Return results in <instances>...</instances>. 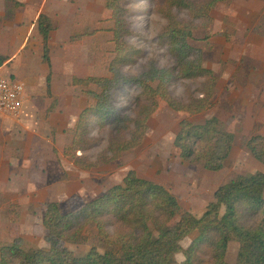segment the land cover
Instances as JSON below:
<instances>
[{
	"label": "trees",
	"instance_id": "obj_1",
	"mask_svg": "<svg viewBox=\"0 0 264 264\" xmlns=\"http://www.w3.org/2000/svg\"><path fill=\"white\" fill-rule=\"evenodd\" d=\"M123 1L105 0L104 4L110 15L103 21L110 23L106 29L114 45L110 76L71 79V84L91 101L70 130L72 137L62 150L63 157L81 171L119 162L142 144L147 123L162 102L186 115L173 141L180 159L199 164L206 171L219 172L230 155L234 135L217 118L199 123L190 120L214 107L217 76L204 68L201 51L189 41L195 40L194 32L211 26L212 10L226 0H149L167 20L161 38L167 39L168 53L175 65L160 69L151 61L135 76L122 71L137 54L126 42L130 30ZM174 9L185 10L190 19L178 20ZM53 29L51 20L40 15L36 31L42 40V60L48 65V40ZM95 32L84 31L77 38ZM4 61L0 55V65ZM176 78L201 81L186 102L175 99L168 91V84ZM49 83L48 75V93ZM130 85L140 90L132 117L121 114L115 104V94ZM94 127L107 130L109 135L105 149L92 158L84 150L91 143ZM244 147L264 166V137L252 136ZM213 198L202 216L196 218L181 211L170 191L129 171L120 183L74 210L64 211L57 202L43 203V240L48 249L33 247L24 238L16 237L0 244V264H230L226 253L232 241L238 244L232 264H264V172L237 176L220 186ZM193 233L196 238L182 250L180 241ZM65 244L88 245L90 250L76 256ZM180 252L184 261L179 263L175 256Z\"/></svg>",
	"mask_w": 264,
	"mask_h": 264
},
{
	"label": "rangeland",
	"instance_id": "obj_2",
	"mask_svg": "<svg viewBox=\"0 0 264 264\" xmlns=\"http://www.w3.org/2000/svg\"><path fill=\"white\" fill-rule=\"evenodd\" d=\"M98 1L99 19L109 17V12L102 8V0ZM122 6L126 11L125 22L130 30L126 42L137 50L133 60L122 67V71L127 76L138 75L151 61L160 69L173 67L175 62L168 53L169 43L167 39L161 38L167 20L156 10V5L149 0H124ZM0 12H3L2 8ZM173 14L180 21L190 19L185 10L174 9ZM211 17V26L207 30L194 32L195 40L189 41V44L201 51L204 68L217 76L213 100L215 105L212 110L190 120L199 123L217 118L233 133V147L222 170L209 172L199 164L186 163L180 159L173 141L180 130V122L186 115L176 113L160 102L147 123L148 130L142 144L126 153L119 162L87 171L84 174V193L69 201L58 202L64 211L79 208L81 203L120 183L129 171H133L137 177L170 191L178 200L183 213L199 218L214 200V193L220 186L239 175L264 172V166L244 147L245 141L250 137H264V0H226L212 10ZM85 18L84 16L81 20L82 25ZM8 21L0 14V29L3 28L8 35L18 38V43L23 35H27L28 39L16 52L6 70L10 69L8 72L12 73V80L24 84L23 104L25 97L28 100H39L40 110L43 111L46 109L43 106L45 100L56 98L45 91L40 39L33 27L17 25L13 18ZM109 26V22L100 21L99 33L94 39L83 40L74 45L58 41L60 37L52 35L50 56L54 73L51 72V75L56 76L60 84H65L68 76L109 77L108 67L114 57L111 51L114 48L111 34L106 29ZM14 46L7 47L5 54L11 55ZM5 77L9 79L8 75ZM200 82L176 78L167 88L175 99L186 102L190 93H196ZM91 88L96 90L95 86ZM139 95L140 90L133 85L115 94V104L121 114L133 116L136 97ZM85 96L83 95L90 102L91 98ZM39 118L45 119V112ZM70 130L65 132L66 145L72 137ZM108 135L107 130L98 131L94 127L89 137L91 143L84 154L92 158L98 155L105 149ZM2 205L3 208H8V204ZM17 210L18 214L10 211L11 215L4 209L0 210V244L10 242L15 236H22L29 245L47 250L48 245L43 240L46 232L40 223L38 204H31L27 210L18 206ZM16 215L18 224L11 226ZM196 236L193 233L180 241L181 249H187ZM64 246L76 256H84L90 250L88 245ZM237 248L236 242L229 243L226 253L228 263L235 261ZM175 258L179 263L184 261L182 252L176 254Z\"/></svg>",
	"mask_w": 264,
	"mask_h": 264
},
{
	"label": "crops",
	"instance_id": "obj_3",
	"mask_svg": "<svg viewBox=\"0 0 264 264\" xmlns=\"http://www.w3.org/2000/svg\"><path fill=\"white\" fill-rule=\"evenodd\" d=\"M98 2V0H0V8L3 9L0 14L7 21L13 18L17 25L34 28V33L40 39L42 59V40L36 31L39 16L45 15L53 24L54 29L50 32L48 40L49 47L52 43L51 36L54 34L60 37L58 41H65L72 45L79 44L83 40L94 39L99 33L100 21L108 18L99 19ZM15 4L18 5L15 6ZM104 4L105 0H102V8L107 11ZM84 16L86 18L82 25L81 20ZM93 30L96 31L94 34L77 38L84 31ZM8 34L3 28L0 29V55L5 57V61L0 65V73L4 77L8 75L11 79L12 73L8 72L9 68L8 71L6 70L7 65L22 48L28 36L23 35L18 43V38ZM111 43L113 44L112 41ZM13 46L11 55L5 54L7 47ZM41 66L46 94H52L56 98V100L53 98L45 100L43 104L46 106L43 110L45 119L39 118L44 113L40 110V101L28 100L26 97L18 117L11 118L0 114V210L4 209L10 215V211L18 214V206L27 210L31 204H38L42 225L43 203L69 201L85 191L84 174L88 172L73 166L63 157L62 150L66 145L65 132L74 127L79 114L89 104L88 98L83 97L85 94L82 90L71 84V79L92 75L68 76L65 84H60L57 77L51 75V72L54 73L51 56L50 65L43 62ZM48 75L50 76V93L47 92ZM20 83L24 86L22 82ZM51 175L55 176L51 177ZM88 201L81 203L79 207ZM2 204H8V208H3ZM17 216L14 217L15 221L9 216V219L13 221L10 222L11 226L18 224ZM16 237L22 236L14 238Z\"/></svg>",
	"mask_w": 264,
	"mask_h": 264
},
{
	"label": "built area",
	"instance_id": "obj_4",
	"mask_svg": "<svg viewBox=\"0 0 264 264\" xmlns=\"http://www.w3.org/2000/svg\"><path fill=\"white\" fill-rule=\"evenodd\" d=\"M1 71V70H0ZM24 86L0 73V114L16 118L22 107Z\"/></svg>",
	"mask_w": 264,
	"mask_h": 264
}]
</instances>
